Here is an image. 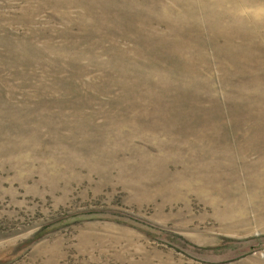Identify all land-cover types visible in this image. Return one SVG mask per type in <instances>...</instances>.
Instances as JSON below:
<instances>
[{
	"label": "rangeland",
	"instance_id": "rangeland-1",
	"mask_svg": "<svg viewBox=\"0 0 264 264\" xmlns=\"http://www.w3.org/2000/svg\"><path fill=\"white\" fill-rule=\"evenodd\" d=\"M0 264H264V0H0Z\"/></svg>",
	"mask_w": 264,
	"mask_h": 264
}]
</instances>
